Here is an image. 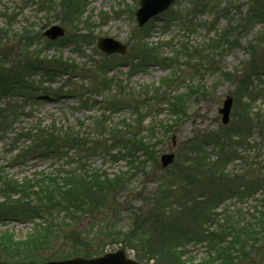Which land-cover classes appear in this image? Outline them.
Here are the masks:
<instances>
[{
    "label": "rangeland",
    "instance_id": "rangeland-1",
    "mask_svg": "<svg viewBox=\"0 0 264 264\" xmlns=\"http://www.w3.org/2000/svg\"><path fill=\"white\" fill-rule=\"evenodd\" d=\"M52 1L54 9L42 7L43 0H0V27L7 29L8 32L1 46L3 52L7 54V59H11L7 64L4 59L0 60V109H3L6 103L8 106H12V103L17 106L15 116H11L10 122L0 128V166L16 179L32 177L39 171L56 172L62 165L67 166L69 162H72V165L76 164L80 157H84V154L81 153L80 156L79 151L73 148L61 157L36 153L21 161L14 159L30 143L37 127L43 128L54 123L56 128L70 127L82 133L92 134L91 119L103 114L101 96L95 97L99 102L92 109L79 110L77 107L79 95L75 89L80 86L82 78L101 74L98 66L102 64L103 55L106 53L97 47L100 37H112L127 46L126 55L117 53L105 55L111 57L108 67L113 68L109 69L107 76H113L117 83L121 81L126 91L138 92L149 86L153 91L150 92L152 96L154 88L163 86V79L167 77L170 81L165 86L170 85L173 90L203 88L205 92H201L203 95H198L195 100L190 99L185 112L180 115L175 114L178 110L173 112L169 109V105L164 104L160 97L146 98L147 102L145 98L139 97V101L147 105L145 124L156 123L153 141H157L158 145L154 146L150 155L141 159L145 162L139 166V172L136 169V176L128 191L105 198L107 206L99 214L100 220L113 217L115 223L112 224L115 226L110 225L109 227L113 228L109 229L120 232L119 237L94 239V233L89 232L90 216L83 217L81 224L73 222L68 226H62L58 236L52 234L47 237L44 244L37 246L32 243L20 244L19 241H26V238L35 231L34 223L1 216L0 231L6 230L7 233H11L14 241L19 244L7 248L0 246V261L47 260L76 254L85 256L83 254L85 252L96 256L105 253L106 250H119L121 245L116 243L121 242L128 249L132 248L130 245H135L133 250L125 249L129 257L137 258L141 254L142 261L152 264V261L147 260V256L150 251L157 252L159 245L167 238L169 242L178 243L180 251L185 252V258L193 263L212 257L214 255L212 253L218 250L219 242H224L229 249L214 255L213 259L220 257L216 264H264V135L259 134V126L254 123L255 128L247 138L248 145H245L247 147L236 145L240 143L241 136H245L251 125V120L243 119L241 116L245 111L246 101L252 100L251 113L254 115L260 112L264 119V20H256L251 24L247 20L250 7L251 13L254 10L263 13L264 17V0H256L255 3H252V0H220L221 6L231 4L229 14L221 13L216 27L211 30L209 23L214 19L211 12L198 17L201 25L195 30L176 20L165 26L163 19L169 13L160 14L161 16L144 26L149 31V41H170V45L164 50V54L169 57L177 55L176 48L179 44L181 46V41H188L194 45L193 49L198 48L208 58L201 61L199 57L191 59L183 56L179 57L180 62L174 65L151 64L146 70L134 71L132 75L129 67L124 64L130 60L128 54L133 50V39L141 36L144 29L138 26L135 16L140 0H79L81 6L76 4L77 11H74L72 16L66 14V9L58 0ZM180 1L184 7L191 4V0H177L172 8L180 9L178 4ZM52 25L62 26L65 29L64 36L55 40L45 36L44 31ZM24 28H29L34 37L33 45L29 49L27 43L24 47V44L19 42V36ZM226 30H229L232 36L236 34L238 39L233 43L220 39ZM213 39H216L214 43ZM215 44L219 48H210ZM34 51L55 60L56 65L60 57L76 67L74 71L68 70L58 75L46 73L45 68H25L27 60L34 59L33 54L28 53ZM19 60L23 63H18ZM61 66L68 68L67 63ZM54 68L51 66L49 72ZM244 71L251 77L249 82L252 88L249 93H245L247 96L241 97V100L235 91L237 78L234 79L235 82L226 78L224 73L233 76ZM25 73L29 79H25L27 84L29 83L28 88L12 87L9 80L24 77ZM30 79H33L32 84ZM84 83L88 88L99 85L100 82L90 84L84 80ZM60 86H65L62 93L56 92ZM30 94L32 98L28 97ZM227 95L234 97L228 124L232 125V132L235 131L234 143L229 150L237 149L238 156L223 167L224 174L220 172L213 180L207 181L198 177L185 180L189 182L188 185L173 194L175 200L195 201V207L199 206L198 209L203 212L210 211L214 216L217 214L215 216L217 219L214 223L205 222L201 216L192 215L197 212L192 210L172 218L160 213L166 223L165 232L161 224L155 225L156 213L163 212L162 206L153 210L149 206V198L153 195L156 197L168 195L167 192L163 195L162 188H158L159 184L162 178L169 183L168 177L173 176L174 170L178 179L183 175L185 170L180 166L176 168L175 163L178 158L181 160L186 158L182 150L192 146L195 137H202L211 132L223 136V129L228 126H223L219 109ZM104 113L113 122L134 118L129 107L115 112L106 110ZM18 134L23 136L17 138ZM218 149L213 144L207 147L208 155L216 161L220 160L222 155ZM166 153H174L175 157L171 164L164 167L161 157ZM222 157L224 158V155ZM223 158L221 164L217 166H223ZM86 163L90 169H102L111 174L127 171L129 166L125 158L115 160L104 152H96L89 156ZM250 188L253 192L249 194ZM202 194H206L207 197L195 199ZM171 198L174 199L172 196ZM1 209L7 210L4 207ZM39 221L40 219L36 222ZM251 225H253L251 232L241 234L232 244H228L227 241H232L233 235L227 240L217 236L218 230L220 232L243 230ZM227 226L231 228H226ZM153 228H155L153 232H157L153 243L137 242L148 239ZM251 235L256 236L257 240L252 239ZM128 237L133 239L130 240Z\"/></svg>",
    "mask_w": 264,
    "mask_h": 264
},
{
    "label": "trees",
    "instance_id": "trees-1",
    "mask_svg": "<svg viewBox=\"0 0 264 264\" xmlns=\"http://www.w3.org/2000/svg\"><path fill=\"white\" fill-rule=\"evenodd\" d=\"M61 5L66 9L67 15H73L74 11H77V6L79 3L76 0H58ZM252 3H255L256 0H252ZM260 1V0H259ZM46 5L53 3L52 0L43 2ZM49 3V4H47ZM220 0H191V7L185 8L184 10H170L163 21L165 26H169L174 20H179L183 24L192 25L193 27L200 25L201 23L197 21L200 14H203L206 11L211 13H216V18L211 22L212 26L215 25L217 16L219 12H223L227 15L229 13L230 5H220ZM56 4V3H55ZM77 4V6H76ZM251 7L247 15L248 22H254L256 20H264L263 13L260 14L253 10L251 13ZM259 13V14H258ZM191 28V27H190ZM236 30V29H235ZM141 36H137L134 40V46L132 52H129L130 60L126 64H129V70L131 75L134 71L143 69L146 70L151 64H164L168 60H174V58H179L183 56H188V58L193 59L194 57H199L201 61H204V58H208L207 55L204 56L201 50L193 49L194 45L190 44L188 41H181V49L177 51V55L173 57L166 56L164 54L165 47L170 45V42H152L148 40L149 31L146 28L142 29ZM8 34L7 29L0 27V60L4 59L5 63H8L7 54L4 53L2 45L3 39L6 38ZM235 34V33H233ZM236 35V34H235ZM229 33V30H226L224 36L220 39L226 40V42L235 41L236 36ZM228 37L230 39H225ZM263 39V38H262ZM34 37L31 31L28 28H24V31L19 36V42L24 44L27 43V49L33 45ZM216 40H213V43ZM212 43V44H213ZM210 48H219L217 44L211 45ZM19 50V49H18ZM22 51V48H20ZM28 54H33L34 59L27 60V63L24 65L25 68L33 69H46V73H51V75H58L62 72H67L68 70L74 71V66L72 63L62 60L60 57L58 59L57 65L55 60L48 59L46 56L41 55L39 52H29ZM111 57L104 56L102 64H100L99 70L101 74L88 76L86 79L82 78L80 86L76 87V92L79 95V110H89L97 104L98 99L95 97L97 95L101 96L100 104H103L104 109L103 114L93 117L91 119L90 128L92 134L90 135L87 132L76 131L73 128H56L54 123L50 126L39 128L35 135L30 139V143L20 151L14 159L24 160L32 154L39 153L43 156H56L61 157L63 154H66L69 149H77L81 156V153L84 154V157H80L77 160V163L72 165V162L67 163V166L62 165L56 172H36L32 177H25L22 180H18L15 177L11 176L4 171L3 167L0 166V209L1 207L6 208L7 210H0V217L4 216L7 218H15L21 222H33L34 230L27 238L26 241H19L20 244L32 243L33 245H40L46 243L47 237H50L52 234L58 236L62 226L70 225L73 222L76 224L82 223V218L91 216V222L88 223L90 227L89 232L94 233V239L100 240V238H109L115 236H120V232L114 231V225L112 223L113 217H105L100 220L99 214L102 209L107 206L105 200L106 197H113L119 193H125L129 189V185L133 182V179L136 176V169L140 171L139 166L142 165L145 161L141 159L150 155L154 146L158 145L157 141H153L154 138V127L156 123L145 124L146 109L147 105H144L148 100L146 98L155 99L160 97L164 104L169 105V109L178 110L175 114L180 115V113L185 112L186 106L190 99H196L198 95H203L201 92H205L202 89H187L186 91L173 90L172 87L165 86L170 81V78H164L163 86L154 88V94L150 96L152 91L149 86H145L144 90L136 92L126 91L124 85H121L116 82L113 76L108 77L107 73L109 72L108 61ZM177 60V59H176ZM22 64L23 61H17ZM107 62V64H105ZM68 65V68H62L61 64ZM60 64V65H59ZM55 67L53 71L49 72L50 67ZM121 66V65H120ZM77 69H80L77 67ZM30 75V74H29ZM230 73H224V76L230 80L236 82V93L239 94V97L244 98L247 96L245 93H249L252 88V84L249 82L250 76L245 74V71L242 74H238L236 77ZM24 77H17L15 80H9V83H12V87H26L28 88L29 83L25 81L28 79L27 74H23ZM70 76V75H69ZM91 78V80H89ZM237 78L236 80H234ZM29 80V79H28ZM33 79H30V83L33 82ZM84 80L90 82V84L100 82L99 85L86 88ZM84 83V86H83ZM32 84V83H31ZM10 86V87H11ZM11 87V88H12ZM65 86L58 87L56 92L62 93ZM153 92V91H152ZM173 92V94H172ZM32 94V93H31ZM31 94L28 96L32 98ZM128 96V97H127ZM140 98H145V102L142 104L139 101ZM241 98V100H242ZM147 100V101H146ZM125 102V103H124ZM252 100L245 102V111L241 113L243 119L251 120V125L248 127V130L245 136H241L242 140L240 144H244L247 141L249 135L252 134V130L255 128L254 123L257 124L260 128L261 135H264V119L261 117L260 112L251 113ZM12 106H8L6 103L3 109H0V128L6 126L10 122V117L15 116L16 105L12 103ZM15 107V108H14ZM124 107H129L132 110L134 116L131 118H124L119 122H113L110 117L105 116V111L110 110L115 112ZM239 114V113H238ZM133 118V119H132ZM260 124H262L260 126ZM145 126V127H144ZM232 125L224 127V134L216 135V133L211 132L207 133L202 137H195L192 140V146L187 147L182 150L186 154V158L181 160L178 158V161L175 163L176 168L181 167L185 170L183 175L178 179L176 171L172 173L173 176L168 177V180L162 178V181L159 184L158 188H162L163 195L165 192L168 195L162 197H156L153 195L150 197V207L153 210L161 208L163 212H157L155 216V225L161 224L162 229L166 223L164 222L163 215H168L173 217L175 215L180 216L186 211L192 210V215L196 214L195 217L201 216L205 222L210 221L215 222L217 214H214L210 211H202L198 209L199 206H196V202L175 200L173 196L175 192L182 190L183 187H186L189 182L185 180L192 179H202L203 181L213 180L214 176L218 173L224 174V168L230 158L235 157V152L229 150L233 143V131ZM167 130H169L167 128ZM239 130V129H238ZM29 134V133H28ZM23 136L18 134L17 138ZM217 136V137H216ZM195 142L197 144L195 145ZM216 145L217 149L224 155L222 160L223 166H217L221 161L217 159L213 160L208 154L207 147L209 145ZM116 150V152H113ZM96 152H104L105 154L110 155L115 160L122 157L126 159L127 164H129L127 171H122L120 173L111 174L102 169H90L87 165V158L93 155ZM224 167V168H223ZM180 169V168H179ZM143 171V170H142ZM173 177H175L173 179ZM208 177V178H207ZM157 188V189H158ZM156 189V190H157ZM253 192L252 188L248 190L250 194ZM171 196L174 198L172 199ZM184 197V195H183ZM207 197L205 195H200L195 198L196 200L203 199ZM8 211V212H5ZM161 213V214H160ZM211 216H214L213 218ZM2 218H0L1 220ZM40 219L39 222H36ZM67 222V223H66ZM237 224V223H236ZM250 225V224H248ZM115 226V225H114ZM253 225L244 228L243 230H234V231H217V236L222 240H227L228 237L232 236V241H227L228 244L236 242V239L240 237L241 234H249L252 230ZM96 228H101L97 230ZM231 228V227H226ZM161 228H159L160 230ZM153 228L150 232V237L146 240L137 241L139 243L150 242L153 243L157 232H153ZM39 231V232H38ZM108 231V233H104ZM166 232V231H165ZM264 232V231H263ZM36 234H40L37 236ZM56 234V235H55ZM167 235V233H166ZM130 240L133 238L128 237ZM251 238L257 240L256 236L251 235ZM14 241V237L11 233H7L6 230L0 231V246L9 247L12 245L19 244ZM241 244V242H239ZM238 245V244H233ZM135 248V245H130ZM151 250L153 248L150 247ZM229 248L226 246V243L219 242L218 250L216 253L226 252ZM5 250V249H4ZM141 250V249H140ZM138 249V251H140ZM181 247L178 246V243L173 241H168L165 238V242L159 245L157 252L150 251V254L147 256V260H153V264H216L215 262L219 258L213 259L210 256L208 259L198 261L193 263L190 259L185 258V252L180 251ZM81 254V253H79ZM85 256H93V253L88 254L87 252L83 253ZM102 254V253H101ZM78 255V254H76ZM75 256V255H74ZM73 256H60L58 258H68ZM141 254L137 257L142 260ZM168 259V260H167ZM214 261H213V260ZM34 259H24L22 261H30ZM167 260V261H166ZM44 261V260H39Z\"/></svg>",
    "mask_w": 264,
    "mask_h": 264
},
{
    "label": "water",
    "instance_id": "water-1",
    "mask_svg": "<svg viewBox=\"0 0 264 264\" xmlns=\"http://www.w3.org/2000/svg\"><path fill=\"white\" fill-rule=\"evenodd\" d=\"M175 0H140L141 7L137 10V19L139 25L145 24L151 17L155 16L159 12L164 11L168 8ZM64 30L59 26H53L46 31V35L51 38H56L63 35ZM98 46L107 53L121 52L124 53L126 47L124 44L116 41L113 38H101ZM233 105V98L227 97L224 101V106L220 109L223 114V122L228 123L230 120V112ZM163 166H168L174 160L173 153H166L162 155ZM0 264H10L0 262ZM20 264H41V263H20ZM44 264H144L134 259L127 258L124 251H118L115 253H108L104 256L84 258L75 257L72 259L60 260V261H49Z\"/></svg>",
    "mask_w": 264,
    "mask_h": 264
}]
</instances>
